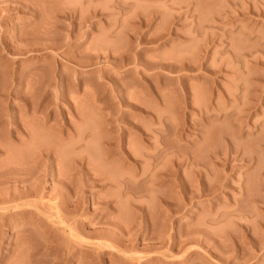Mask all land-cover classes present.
<instances>
[{
    "label": "rangeland",
    "instance_id": "374dc122",
    "mask_svg": "<svg viewBox=\"0 0 264 264\" xmlns=\"http://www.w3.org/2000/svg\"><path fill=\"white\" fill-rule=\"evenodd\" d=\"M0 197V264H264V0H0Z\"/></svg>",
    "mask_w": 264,
    "mask_h": 264
},
{
    "label": "bare ground",
    "instance_id": "6f19581e",
    "mask_svg": "<svg viewBox=\"0 0 264 264\" xmlns=\"http://www.w3.org/2000/svg\"><path fill=\"white\" fill-rule=\"evenodd\" d=\"M23 177V176H22ZM20 178V177H19ZM25 179V178H24ZM21 180V179H20ZM26 182V181H25ZM24 188V187H23ZM22 188V189H23ZM30 188V187H29ZM25 189V188H24ZM27 189V188H26ZM32 190H35V189H32ZM28 191L26 190V193H27ZM14 193V192H13ZM29 194V193H28ZM6 195V194H5ZM27 195V194H26ZM1 196H3V195H1ZM22 196V195H21ZM11 197V196H10ZM18 197V196H17ZM1 198V197H0ZM5 198V197H4ZM6 199V198H5ZM4 200V199H3Z\"/></svg>",
    "mask_w": 264,
    "mask_h": 264
}]
</instances>
